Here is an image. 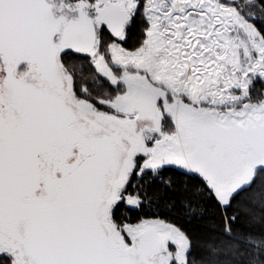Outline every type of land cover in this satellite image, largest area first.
Masks as SVG:
<instances>
[{
    "label": "snow or ice",
    "instance_id": "1",
    "mask_svg": "<svg viewBox=\"0 0 264 264\" xmlns=\"http://www.w3.org/2000/svg\"><path fill=\"white\" fill-rule=\"evenodd\" d=\"M249 18L237 0H0V264H264V235L234 231L242 214L264 223V98L250 95L264 33ZM71 54L110 90L77 85ZM152 184L182 190L166 206L189 223L214 200L220 238L194 254L177 223L122 222Z\"/></svg>",
    "mask_w": 264,
    "mask_h": 264
},
{
    "label": "trees",
    "instance_id": "2",
    "mask_svg": "<svg viewBox=\"0 0 264 264\" xmlns=\"http://www.w3.org/2000/svg\"><path fill=\"white\" fill-rule=\"evenodd\" d=\"M258 4L264 9V0H258ZM246 6L248 7L249 5ZM245 11H247V9ZM143 28V20L140 17H137L135 23L129 27L127 39L122 42V46L127 50H135L141 42ZM66 63L70 69L75 66L77 85L88 87L93 94L110 90L105 79L100 77L89 63V58L71 54L69 57H66ZM256 91L258 93L251 95L253 102L263 98L264 87L257 88ZM166 175L175 178L178 175V170L170 169ZM130 191H132V189H130ZM141 191L142 194L146 192L149 199L146 200L143 206L139 209L123 205L121 212L118 213L122 222L136 224L142 219L160 218L177 223L193 237L194 241L199 242L194 248V254H199L203 242L220 238L218 234L222 233L224 230L222 217L225 213L216 205L214 200H208L205 198L202 212L203 218L193 220L189 223L188 217L182 216L177 210L179 208V201L183 196L182 190L167 191L160 184H152L150 186L145 185ZM250 196L251 194H246L241 200L234 202L232 207L228 210L227 215H233L241 203L248 204ZM170 201L177 202V209H170L166 206ZM255 214L258 218L260 217L259 206H256ZM234 231L237 235L250 232L259 237L264 235V223H260L258 220H253L250 215L244 216L242 214L241 219L236 222V225H234ZM240 247L244 251H247V249L244 248V245H241ZM235 259L238 260L239 257Z\"/></svg>",
    "mask_w": 264,
    "mask_h": 264
},
{
    "label": "rangeland",
    "instance_id": "3",
    "mask_svg": "<svg viewBox=\"0 0 264 264\" xmlns=\"http://www.w3.org/2000/svg\"><path fill=\"white\" fill-rule=\"evenodd\" d=\"M239 6L244 9V13L246 14V16L251 17L249 18L248 22L253 24L254 27L257 28V30L264 33V9L261 7V5L259 6V4L256 3L253 5H249L248 7L243 4H239ZM246 9L247 11H245ZM128 51H133V50H128ZM263 98H264V93H263Z\"/></svg>",
    "mask_w": 264,
    "mask_h": 264
},
{
    "label": "flooded vegetation",
    "instance_id": "4",
    "mask_svg": "<svg viewBox=\"0 0 264 264\" xmlns=\"http://www.w3.org/2000/svg\"><path fill=\"white\" fill-rule=\"evenodd\" d=\"M238 4H243V5H253L258 3V0L253 1V4H249L247 1H237ZM264 87V80L258 77L253 78V82L250 85V95L258 93L256 90L257 88H263ZM256 91V92H255Z\"/></svg>",
    "mask_w": 264,
    "mask_h": 264
},
{
    "label": "water",
    "instance_id": "5",
    "mask_svg": "<svg viewBox=\"0 0 264 264\" xmlns=\"http://www.w3.org/2000/svg\"><path fill=\"white\" fill-rule=\"evenodd\" d=\"M237 1H242V0H237ZM243 1H247V0H243ZM253 1H255V0H253ZM74 55H76V56H80V55H78V54H74Z\"/></svg>",
    "mask_w": 264,
    "mask_h": 264
}]
</instances>
